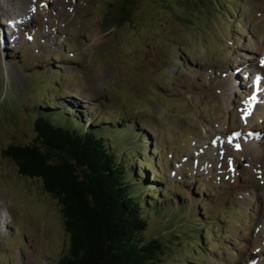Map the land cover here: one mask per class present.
I'll return each instance as SVG.
<instances>
[{"label": "rangeland", "instance_id": "374dc122", "mask_svg": "<svg viewBox=\"0 0 264 264\" xmlns=\"http://www.w3.org/2000/svg\"><path fill=\"white\" fill-rule=\"evenodd\" d=\"M135 1V5L134 3L132 5L133 10L130 11L131 21L125 19L120 27L105 29L100 21L101 14L114 10L120 0H53L52 4H48L49 7L46 6L45 11L39 10L40 15L34 20V25L26 27V29L30 28L26 41L22 42L21 40L22 43L17 44L14 51L5 49L4 53L0 54V188L2 189L0 205L2 206V203L9 205L15 219V226L20 232L24 231L27 234L28 240L34 246L32 251L26 249L27 253H32L29 256L24 253L19 264L27 259L28 264H54L68 246L69 237L63 224L60 204L57 199L43 190L39 179L21 176L17 173L16 166L1 155V150L9 143L31 142L34 136L35 113L30 106L42 104L41 106L47 107L42 103V89L41 86L38 88L39 79L24 80L26 75L18 65L16 66L17 58H23L26 66H31L36 62L38 66L46 65L47 68H50L49 56L61 52L62 39L69 40L68 49L71 52L65 56L70 61L63 65L64 69L60 73L61 80L58 81V85L55 83L53 86V82L48 80L44 72H38L41 80L45 81L44 94H47L48 87L51 92L69 89L82 93L81 98H87L90 101L91 109L98 108L103 103L102 117L95 118L98 122L107 120L115 124L119 120L117 117L120 114L121 116L125 114L128 118L124 116V120L131 124L128 125V130L137 122L138 125L152 124L155 127L154 131L162 133L167 129L170 118L168 115L173 114L176 109L181 116L188 112L189 121L192 124L209 119L211 121L209 125L214 129L218 128V122L223 119L224 112L220 99L224 97V89L219 85L216 86L218 76L213 73V68H209L208 64H203L207 67V72L205 75H201L202 69L187 70L188 67L185 69L179 67L175 71V67L171 65L172 61L183 57L184 51L188 53L190 59H205L209 54L219 55V51L214 48L217 45L216 31L212 32L213 28L204 22L205 15L200 11L194 14L193 23H196V29L202 31L200 37L199 32L193 34L187 28L179 26L175 19L168 14L170 10L182 11V6L175 5L165 8L159 4L162 3V0ZM171 1L177 2V0ZM220 2L224 3V6L221 7L223 11L226 10L225 8L244 11V17L239 24L243 30L245 28L250 30V34L247 33L240 37L237 42L231 38L232 35H229L232 51L244 49L247 46L249 41L246 38L247 35H251V39L256 37L260 44L263 40L260 38H264V0H220ZM222 17V14L216 16L220 22H222ZM48 21L49 31L53 35L47 41L45 37L39 36L37 29L43 24L47 25ZM206 21L208 22V19ZM215 21L213 20L214 26H217ZM230 21L234 24L236 18H231ZM55 23L59 24L64 31L63 34L59 33V43L55 42V37H57V28L54 29ZM34 33L38 34L37 38ZM181 40L183 48L178 49L176 51L178 54L175 56V48L172 44ZM255 44L256 42L252 44L253 50ZM224 46L225 43L221 45V48ZM151 50L154 53L155 64L148 66ZM5 59L10 60L7 63L13 62L8 73L5 69ZM48 71L53 72L50 69ZM163 104L167 105V111H163L166 113V117H162V122L158 123L155 121V112L160 113ZM63 105L64 101L59 99V110ZM51 106L54 107V104L51 103ZM44 112L50 111L46 109ZM55 113H51V121L58 123L59 118L54 115ZM179 119L186 121L184 118ZM75 123L81 127L79 123ZM101 125H103L101 128L105 127L104 124ZM169 128L172 126L169 125ZM106 132H108L107 129H105ZM173 136L174 132L168 129L166 135L168 142L174 141ZM115 140L120 139L115 137ZM116 148L119 151L116 154V160L119 157H125L127 151H123V146L118 144ZM112 149L114 150V148ZM130 162L132 163L133 160L130 159ZM170 169H173L172 175L176 173L173 177L168 174ZM189 172L194 174L193 170ZM165 173V178H171L170 189L171 185L176 184L177 181L183 182L186 186L189 185L190 191H199V189L202 191L205 187L216 190L218 186H224L219 190L220 197L216 199V202L226 199L228 195L234 193L233 200L247 205L248 208L250 206L253 208L258 204L262 208L264 207V177L259 179L260 185L256 181L251 182L254 185L255 193H251L254 196L250 199L248 195L243 198L241 193L247 194L249 191H253L250 188L243 187L241 189L244 184H249L248 180L237 177L233 182L208 180L206 179L209 177L207 173H197L195 177L182 176L179 174L180 170L176 172L173 167H165ZM200 180L202 181L200 182ZM260 180L263 182L261 183ZM146 188L148 187L144 185V190ZM184 192L186 191L184 190L183 194ZM146 194L150 196V193ZM153 194V197L157 198L156 194ZM198 201L191 197L190 207ZM208 208L216 214V207L211 204ZM245 211L241 222L243 224L245 221L248 225L250 209ZM222 212V216H228L226 209H222ZM166 215L168 214L161 215L151 211L144 237L150 238L157 235L163 240L169 239L170 233L167 230L171 225L178 224V220H181L183 216L181 212L173 213L171 218ZM258 222L260 220L256 223ZM224 224L227 225L226 222ZM229 224L225 227L224 233H229L232 239H235V236L238 238L233 248L225 246V249H222L223 245H214L215 238L208 244L209 247L213 246L222 253L220 259L223 264H227L231 256H233L234 263L235 257L239 255V250L252 247V239H247L245 230L235 222ZM198 230L204 231L209 239L210 231H212L209 226L204 225ZM213 237H215L214 234ZM217 239H220L219 236ZM169 240L172 242L171 245L178 250L166 253L160 264H185L181 259H185L186 264H212L203 261V256L197 259L192 258L189 252L188 254L181 253L180 247L177 246L178 241L172 236ZM7 241L8 239L5 238L2 243L5 244ZM220 241H225V238H221ZM228 242L232 246L233 240L228 239ZM20 248L18 247V249ZM0 251L6 254L5 250ZM224 251L228 252L226 257ZM6 263L11 264L9 260H6ZM260 264H264V260Z\"/></svg>", "mask_w": 264, "mask_h": 264}, {"label": "trees", "instance_id": "16d2710c", "mask_svg": "<svg viewBox=\"0 0 264 264\" xmlns=\"http://www.w3.org/2000/svg\"><path fill=\"white\" fill-rule=\"evenodd\" d=\"M177 1L193 9L206 0ZM134 2L120 0L104 27L131 21ZM159 4L167 8L175 2ZM75 122L67 118L63 124L53 123L38 116L31 142L9 143L1 150L18 174L39 179L60 204L69 241L54 264H160L166 253L178 250L171 236L181 253L202 243L198 225L190 221L182 228L171 225L167 240L144 237L154 200L152 193L146 194L135 164L128 158L116 160L98 126L86 128L78 122V127Z\"/></svg>", "mask_w": 264, "mask_h": 264}, {"label": "snow or ice", "instance_id": "6c2138e0", "mask_svg": "<svg viewBox=\"0 0 264 264\" xmlns=\"http://www.w3.org/2000/svg\"><path fill=\"white\" fill-rule=\"evenodd\" d=\"M260 64L262 66H264V57H261ZM253 99H254V97L250 98V101L246 103V106L243 109V117L242 118L246 119L247 117H249L252 114L251 100H253ZM233 135L234 136L239 135V133H234ZM229 141H231V138H229ZM236 147L239 148V145H236ZM229 164L231 165V161H229Z\"/></svg>", "mask_w": 264, "mask_h": 264}, {"label": "bare ground", "instance_id": "6f19581e", "mask_svg": "<svg viewBox=\"0 0 264 264\" xmlns=\"http://www.w3.org/2000/svg\"><path fill=\"white\" fill-rule=\"evenodd\" d=\"M263 85H264V84L259 85L257 88H258V89H261V87H263ZM252 119H253V118H252ZM251 121H252V120H251Z\"/></svg>", "mask_w": 264, "mask_h": 264}, {"label": "clouds", "instance_id": "9594fccd", "mask_svg": "<svg viewBox=\"0 0 264 264\" xmlns=\"http://www.w3.org/2000/svg\"><path fill=\"white\" fill-rule=\"evenodd\" d=\"M6 215V214H5Z\"/></svg>", "mask_w": 264, "mask_h": 264}]
</instances>
